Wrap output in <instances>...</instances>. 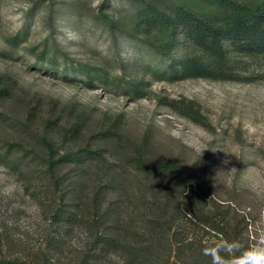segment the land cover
Instances as JSON below:
<instances>
[{"label":"rangeland","instance_id":"374dc122","mask_svg":"<svg viewBox=\"0 0 264 264\" xmlns=\"http://www.w3.org/2000/svg\"><path fill=\"white\" fill-rule=\"evenodd\" d=\"M126 10L120 0H0V74L16 80L11 95L0 100L1 230L38 247L59 227L50 222L60 201L49 187L44 139L60 155L88 150L59 165L66 184L75 183L86 170L91 190L111 177L124 180L129 193L146 188L142 182L159 193V183L169 178L146 177L128 162L147 136L149 160L175 159L180 170L174 175L186 174L188 187L206 206L217 203L222 211L230 205L232 213L242 212L257 242L264 234V59L252 61L247 77L239 81L158 79L149 68H163L165 60L143 42L112 33L92 18L100 11L111 15ZM23 28L28 30L27 42L7 47L3 37ZM44 41L57 48L52 62L40 61L25 49H41ZM65 61L104 65L111 79L106 83L65 71ZM131 81L141 84L144 96L124 87ZM175 99L194 102L204 121L181 115L168 103ZM32 108L36 115L31 117ZM79 114L86 117L84 131L76 139H65L57 127L74 122ZM118 115L115 139L104 142L95 136L107 118ZM49 118L55 123L60 119L57 129L46 128ZM136 193L129 196L136 200ZM84 228L75 224L64 238L63 253L50 251L53 264H70L83 251L85 238L78 231ZM115 259L107 258L111 264Z\"/></svg>","mask_w":264,"mask_h":264},{"label":"trees","instance_id":"16d2710c","mask_svg":"<svg viewBox=\"0 0 264 264\" xmlns=\"http://www.w3.org/2000/svg\"><path fill=\"white\" fill-rule=\"evenodd\" d=\"M120 1L126 3L129 11L111 15L100 11L92 16L93 21L112 33L143 42L165 60L167 64L163 68H149L151 75L158 79L239 81L247 77L252 61L264 59V0ZM32 11L28 13L29 18ZM27 32L23 28L7 34L3 41L7 47L17 48L27 42ZM25 49L40 61L50 62L54 61L52 56L57 51L47 41L41 49L35 50L33 46ZM74 61H65V71L87 79L97 76L103 82L110 81L106 66ZM15 81L9 75L0 74V100L11 95ZM123 85L130 93L144 96L138 82ZM168 103L181 115L204 121L194 102L186 105L175 99ZM34 115L36 111L32 108L30 116ZM84 115L62 124L60 119L55 123L49 118L45 126L54 129L61 124L57 128L63 137L76 139L85 129ZM120 122L121 115L107 118L95 136L99 135L104 142L115 139ZM43 142L47 148L45 170L49 173V187L59 195L60 201L53 209L50 222L58 223L59 227L54 234L47 233L38 247L30 246L23 239L16 241L0 228V264H53L50 251L54 255L65 251L64 238L73 232L77 223L85 225L78 231L85 238V244L81 245L83 251L70 259V264H111L107 258L112 262L114 257V264H211L210 257L203 255L205 247L221 240H238L244 248L256 243L251 239L249 224L242 212L232 213L230 205L222 211L217 203L206 206L196 191L188 187L186 174L174 175L180 170L175 159L149 160L147 136L128 162L146 177L158 174L168 177L167 182L159 183V193L144 182L146 188L131 189L133 192L129 193L124 180L111 177L91 190L85 180L86 170L79 173L81 177L75 183L66 184L59 165L73 162L69 161L70 156L78 158L82 151L88 150L82 148L78 153L60 155L53 142L48 139ZM134 193L139 195L136 200L129 196Z\"/></svg>","mask_w":264,"mask_h":264},{"label":"clouds","instance_id":"9594fccd","mask_svg":"<svg viewBox=\"0 0 264 264\" xmlns=\"http://www.w3.org/2000/svg\"><path fill=\"white\" fill-rule=\"evenodd\" d=\"M203 255L210 257L211 264H264V234L248 248L238 240L218 241L214 246L205 247Z\"/></svg>","mask_w":264,"mask_h":264}]
</instances>
